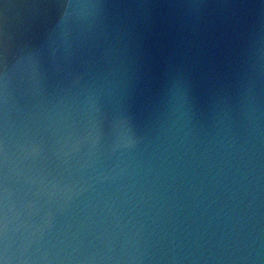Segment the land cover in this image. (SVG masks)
<instances>
[{
	"label": "water",
	"instance_id": "95a60500",
	"mask_svg": "<svg viewBox=\"0 0 264 264\" xmlns=\"http://www.w3.org/2000/svg\"><path fill=\"white\" fill-rule=\"evenodd\" d=\"M0 264H264V0H0Z\"/></svg>",
	"mask_w": 264,
	"mask_h": 264
}]
</instances>
